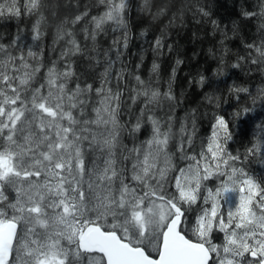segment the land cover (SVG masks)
Returning a JSON list of instances; mask_svg holds the SVG:
<instances>
[{"label":"snow or ice","instance_id":"snow-or-ice-1","mask_svg":"<svg viewBox=\"0 0 264 264\" xmlns=\"http://www.w3.org/2000/svg\"><path fill=\"white\" fill-rule=\"evenodd\" d=\"M82 39L76 38L77 51ZM24 40L9 59L0 51V264H264V110L238 91L217 114L209 93L199 101L207 104L202 115L211 112L207 128L193 107L185 143L170 142L167 125L151 116L139 137L123 143L110 105L91 104L104 96L103 86L88 83L89 107L78 103L79 75L68 74L79 65L67 58L36 68L37 83L34 52ZM10 42V36L0 41L5 48ZM31 47L39 51V44ZM112 87L119 103L120 86ZM53 88L59 95L49 103ZM241 105L251 112L236 117L237 132L230 117ZM173 151L182 166L170 167ZM250 159L259 171L248 167ZM169 175L168 190L157 191V176ZM183 204L195 205L190 223L198 241L183 230ZM116 205L148 209L133 217L145 235L153 223L160 227L154 251L107 226Z\"/></svg>","mask_w":264,"mask_h":264},{"label":"clouds","instance_id":"clouds-1","mask_svg":"<svg viewBox=\"0 0 264 264\" xmlns=\"http://www.w3.org/2000/svg\"><path fill=\"white\" fill-rule=\"evenodd\" d=\"M227 2L238 16L227 17L230 22L224 24L221 0H0V41L11 37L6 48L0 43V51H6L5 59H9L16 41L26 38L24 42H30L28 52H34L35 67L31 73L37 83L36 68L47 60L67 58L73 68L79 65L68 74L79 75L82 88L77 92L83 94L78 103L89 107L88 83L96 81L103 86L104 96H97L91 104L100 107L99 101L104 100L110 105L113 113L110 119L116 121L121 142L127 143L130 135L139 137L148 123L146 118L151 116L162 128L167 125L168 140L179 146L185 143L186 129L191 131L187 125L193 107L199 106L197 116L201 117L202 125L210 120L211 112L202 115L207 104L199 105L209 93L217 114L238 91L247 95L248 103L258 111L264 110L261 104L264 100V0ZM249 6L254 10L249 11ZM8 8H12L11 14ZM109 13L114 18L110 19ZM76 38H83L78 51ZM36 44L39 51L31 47ZM45 45L46 59L42 55ZM30 58L25 56L26 60ZM198 59L203 63H198ZM208 65L211 70L205 71ZM68 82L64 77V85ZM109 82L120 86L119 103L116 88L110 89ZM53 93L49 103H54L59 95L55 88ZM248 112L251 109L242 105L239 110H232L230 118L237 132L236 117L243 119ZM138 119L143 121L139 128ZM169 155L176 157L170 167L182 166L175 151ZM246 163L253 170H256L254 165H259L255 159ZM170 181L171 175L166 180L157 176L153 187L167 191ZM177 203L180 204L178 199ZM182 207L186 212L183 230L198 241L194 223H190L195 205ZM118 209L121 205H116L114 219L109 213L111 223L107 226L114 225L133 246H147L154 251L160 227L153 223L145 235L133 217L134 211L147 215L148 209L132 206Z\"/></svg>","mask_w":264,"mask_h":264},{"label":"trees","instance_id":"trees-1","mask_svg":"<svg viewBox=\"0 0 264 264\" xmlns=\"http://www.w3.org/2000/svg\"><path fill=\"white\" fill-rule=\"evenodd\" d=\"M220 14L222 16V23L227 24L230 21L227 19V17H237L238 13H236L231 5L228 4L227 0H221V9H220ZM11 29H15V25H11ZM190 43V42H189ZM194 50V48H193ZM191 54V53H189ZM198 63H203V61H199ZM211 70V65H208L205 67V71H210ZM242 79V78H241ZM198 99V97H197ZM207 128V124L202 125V131Z\"/></svg>","mask_w":264,"mask_h":264},{"label":"flooded vegetation","instance_id":"flooded-vegetation-1","mask_svg":"<svg viewBox=\"0 0 264 264\" xmlns=\"http://www.w3.org/2000/svg\"><path fill=\"white\" fill-rule=\"evenodd\" d=\"M253 167H254L257 171L260 170V166H259V165H254Z\"/></svg>","mask_w":264,"mask_h":264}]
</instances>
